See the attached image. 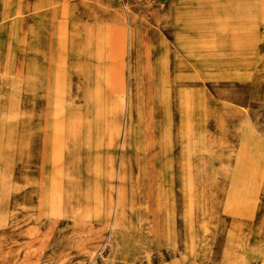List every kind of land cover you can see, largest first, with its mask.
Returning a JSON list of instances; mask_svg holds the SVG:
<instances>
[{
  "label": "rangeland",
  "instance_id": "1",
  "mask_svg": "<svg viewBox=\"0 0 264 264\" xmlns=\"http://www.w3.org/2000/svg\"><path fill=\"white\" fill-rule=\"evenodd\" d=\"M0 264H264V0H0Z\"/></svg>",
  "mask_w": 264,
  "mask_h": 264
},
{
  "label": "bare ground",
  "instance_id": "2",
  "mask_svg": "<svg viewBox=\"0 0 264 264\" xmlns=\"http://www.w3.org/2000/svg\"><path fill=\"white\" fill-rule=\"evenodd\" d=\"M254 1V0H253ZM252 8V7H251ZM242 19V18H241ZM2 20V19H1ZM5 20V19H4ZM87 32V31H86ZM8 34V33H7ZM85 36V35H84ZM96 38V37H95ZM97 44V43H96ZM103 44V43H102ZM99 45V44H98ZM97 45V46H98ZM100 46V45H99ZM104 46V45H103ZM101 48V47H100ZM99 50V49H98ZM95 51V50H94ZM95 53V52H94ZM96 55V54H95ZM102 56V55H101ZM100 56V57H101ZM102 58V57H101ZM96 68V67H95ZM3 72V71H2ZM96 72V71H95ZM98 72V71H97ZM96 89V88H95ZM101 90V89H100ZM98 95V94H97ZM95 96V95H94ZM98 97V96H97ZM95 98V97H94ZM96 99V98H95ZM98 99V98H97ZM69 104V103H68ZM93 104V103H92ZM102 106V105H101ZM74 107V106H73ZM103 107V106H102ZM80 108V107H79ZM93 108V107H92ZM73 111V110H72ZM75 114V112L73 113V115ZM97 114V113H96ZM98 115V114H97ZM99 116V115H98ZM100 119V118H99ZM67 122V121H66ZM105 123V122H104ZM67 124H69V123H67ZM82 124V123H81ZM80 125V124H79ZM78 125V126H79ZM76 126V125H75ZM80 131V130H79ZM110 132V131H109ZM66 133V132H65ZM75 133V132H74ZM73 132L71 133L72 135L74 134ZM262 134V133H261ZM67 135V134H66ZM67 137V136H66ZM74 137V136H73ZM75 138V137H74ZM67 150V149H66ZM95 162V161H94ZM96 163V162H95ZM240 165V164H239ZM96 167H97V165H95ZM95 167V168H96ZM251 179V178H250ZM190 180V179H189ZM191 181V180H190ZM189 181V182H190ZM253 186V185H252ZM237 190V189H236ZM252 191H253V189H252ZM232 192V191H231ZM238 192V191H237ZM236 194V193H235ZM240 193H238V195H239ZM241 195V194H240ZM240 195H239V197H240ZM99 197V196H98ZM99 202V201H98ZM148 260V259H147Z\"/></svg>",
  "mask_w": 264,
  "mask_h": 264
}]
</instances>
